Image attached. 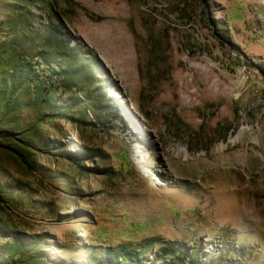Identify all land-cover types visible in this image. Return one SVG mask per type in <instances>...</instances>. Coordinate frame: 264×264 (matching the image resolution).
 Segmentation results:
<instances>
[{"label": "rangeland", "instance_id": "374dc122", "mask_svg": "<svg viewBox=\"0 0 264 264\" xmlns=\"http://www.w3.org/2000/svg\"><path fill=\"white\" fill-rule=\"evenodd\" d=\"M0 264H264V0H0Z\"/></svg>", "mask_w": 264, "mask_h": 264}]
</instances>
